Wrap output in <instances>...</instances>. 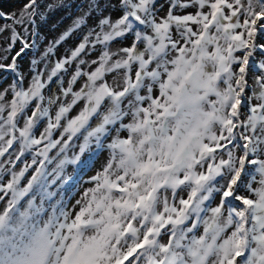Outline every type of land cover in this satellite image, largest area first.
Wrapping results in <instances>:
<instances>
[{
    "label": "snow or ice",
    "instance_id": "snow-or-ice-1",
    "mask_svg": "<svg viewBox=\"0 0 264 264\" xmlns=\"http://www.w3.org/2000/svg\"><path fill=\"white\" fill-rule=\"evenodd\" d=\"M70 7L0 9V264H264V0Z\"/></svg>",
    "mask_w": 264,
    "mask_h": 264
},
{
    "label": "rangeland",
    "instance_id": "rangeland-1",
    "mask_svg": "<svg viewBox=\"0 0 264 264\" xmlns=\"http://www.w3.org/2000/svg\"><path fill=\"white\" fill-rule=\"evenodd\" d=\"M49 2L59 4L61 0H49ZM80 0H63L64 4H70L72 7L70 8H58L53 10L49 15L47 22L42 25V35L45 37V43L49 40H52L58 37L70 24L72 17L77 15L75 5L78 4ZM163 2V0H161ZM26 3V0H0V9L6 12L19 11L23 4ZM79 38H73L67 41L58 51V56H62L65 54V49L73 47L76 43H78ZM52 166H49L51 168ZM67 172L71 173L72 169L69 167ZM93 173H88L91 175ZM31 172L29 173V176ZM80 175H83L82 173ZM87 179V176L83 177ZM77 180L80 179V176L76 177ZM26 182V181H25ZM50 191L58 193L53 196L51 201L45 202V207L47 208L49 204H55L57 201L63 199L66 203L71 201V203H75V199L79 198V190L75 187L72 188H64L60 189L59 182L58 185H54ZM2 207V205H0ZM49 211L51 209L49 208Z\"/></svg>",
    "mask_w": 264,
    "mask_h": 264
}]
</instances>
